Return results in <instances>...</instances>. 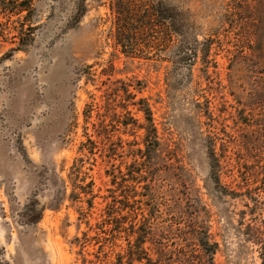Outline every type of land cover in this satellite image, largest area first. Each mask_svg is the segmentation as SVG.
I'll return each instance as SVG.
<instances>
[{
    "label": "rangeland",
    "instance_id": "374dc122",
    "mask_svg": "<svg viewBox=\"0 0 264 264\" xmlns=\"http://www.w3.org/2000/svg\"><path fill=\"white\" fill-rule=\"evenodd\" d=\"M75 2L35 0L27 23L0 10V264H116L154 201L162 228L209 232L213 264H264V0H159L178 8L181 35L168 43L159 18L129 56L116 0H86L73 29ZM75 183L92 196L73 202ZM108 204L127 217L116 238Z\"/></svg>",
    "mask_w": 264,
    "mask_h": 264
},
{
    "label": "trees",
    "instance_id": "16d2710c",
    "mask_svg": "<svg viewBox=\"0 0 264 264\" xmlns=\"http://www.w3.org/2000/svg\"><path fill=\"white\" fill-rule=\"evenodd\" d=\"M35 0H0V10L3 12L5 19L9 22L10 19L18 17L19 20L23 17L25 23L29 22L28 16L31 10L32 3ZM76 8L74 16L71 18L70 28L75 29L82 21L86 14V0H76ZM114 10L116 12V44L121 47V51L125 55H138L142 53V43L146 42V38H154L155 36H149L150 32H154L155 24L158 19H163L165 23H169L167 35V42H172L173 35H181L179 12L178 8L173 4H167L163 6L162 2L154 1L148 9L130 3L129 0H116L114 2ZM26 13L25 16L23 14ZM159 19V20H160ZM29 26V30H32ZM24 38L21 37L19 50L24 47ZM199 45V44H198ZM194 49L196 47H193ZM191 50L192 55L196 56V50ZM141 111L144 114L145 126H141L142 130L146 131V135L143 139V143L146 147L145 151L139 150L141 154H145V157L151 158L153 153H156L157 147L160 145L157 137V130L154 125L153 113L149 105L145 100H141ZM129 124H124L128 126ZM213 161H216L214 152H212ZM74 181V180H73ZM218 181V180H217ZM114 182V180H113ZM219 183V182H217ZM114 185H119L114 182ZM75 190L82 191L81 193L72 192L70 199L74 202L80 200V195L92 196V191H85L86 187H81L77 183L74 185ZM93 184H89V188L92 189ZM119 187V186H118ZM65 193L63 191L62 197ZM58 197L56 199L55 209H58L62 204L64 198ZM76 199V200H74ZM129 201V198L125 199ZM90 210L94 208V202L91 199L87 200ZM122 204V210H126V214H130V210L127 207V203L120 200ZM148 206V212L142 210L141 219L132 221L131 228L126 229V247H123L121 252L117 254L116 264H213L214 257L218 252L219 246L210 239L208 231L194 230L189 234V238L182 236L179 228L174 230V226H168L162 228L160 225L163 222L162 213L157 209V202ZM109 205L105 211V224L107 230H104L105 234L111 233L115 236L121 233L122 220L125 218H114L109 212ZM126 208V209H125ZM122 215V214H121ZM43 209L35 216V218L29 221L32 224H37L42 220ZM115 219H118L114 222ZM111 221V222H109ZM117 236H115L116 238ZM179 239V240H178ZM114 246H118L116 242ZM148 245V247H146ZM2 249L0 247V258Z\"/></svg>",
    "mask_w": 264,
    "mask_h": 264
}]
</instances>
